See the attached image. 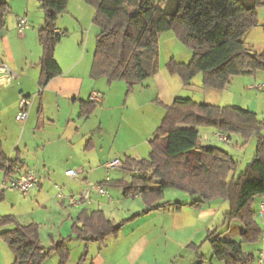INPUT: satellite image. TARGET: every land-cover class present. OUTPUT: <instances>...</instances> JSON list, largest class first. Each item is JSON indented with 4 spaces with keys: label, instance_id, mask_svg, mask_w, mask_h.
Returning <instances> with one entry per match:
<instances>
[{
    "label": "trees",
    "instance_id": "1",
    "mask_svg": "<svg viewBox=\"0 0 264 264\" xmlns=\"http://www.w3.org/2000/svg\"><path fill=\"white\" fill-rule=\"evenodd\" d=\"M37 1L44 12L43 26L37 31L41 47L38 86L42 89L60 73L54 51L62 35L56 32V23L66 10L68 0ZM84 1L94 8L92 22L99 29L90 75L107 82L123 81L127 93L156 72L159 36L168 31L193 51L188 63L174 59L166 63L167 71L184 85L201 74L203 87L223 90L234 76L264 71V48L252 51L244 41L245 34L258 22L256 9L264 5V0ZM8 9L7 3L0 0V33L5 27ZM89 103L81 108L83 116L97 105ZM263 124L248 109L176 98L167 107L149 141L148 158L124 156L121 167L130 175L129 179H109L100 184L120 188L125 197H141L146 206L143 213L169 205L161 202L163 190L167 188L193 196L189 205L196 210L216 199L226 201L224 229L207 231L205 240L210 244L213 257L224 264H249L253 255L245 253L242 245L257 242L262 235L253 204L256 197L264 201V138L259 136ZM203 126L238 135L243 143L257 136L253 159L236 180L227 178L237 162L223 149L201 143L199 127ZM14 166L15 161H10L3 153L0 139L3 178L15 174ZM3 192L0 191V199ZM173 205L175 209L182 206ZM125 221L115 224L101 210L87 212L84 209L71 225V236L86 243L102 242L107 237H117ZM234 236L238 239H232ZM0 240L13 255L10 264H42L51 251L59 254V264H66L69 258L65 239L53 242L45 251L39 225L20 224L13 215L0 216ZM188 247L197 257L193 264H204L199 247L195 244Z\"/></svg>",
    "mask_w": 264,
    "mask_h": 264
},
{
    "label": "crops",
    "instance_id": "2",
    "mask_svg": "<svg viewBox=\"0 0 264 264\" xmlns=\"http://www.w3.org/2000/svg\"><path fill=\"white\" fill-rule=\"evenodd\" d=\"M31 4L23 3L19 14L13 19H8L7 25L0 33V65H6L14 74L10 84L0 85V139L5 156L10 161H15L14 175L32 168L39 177V182L25 194L14 190L4 191L1 199L12 207V211L3 215H13L20 224L21 219L25 220L24 224L37 223L41 242L44 237L51 246L53 242L63 238L67 245L68 240L75 238L71 236V225L75 218L84 209L87 212L98 210L97 202L102 203L100 210L113 221L106 215H112L113 199L108 202L106 197L93 194L91 201L72 207L64 198L56 196L54 185L61 188L65 197L69 193H78L90 188L92 184H100L106 178L112 180L109 174L114 169H119L123 174L120 178L124 177V174L129 175L121 166L107 169L104 163L115 158L122 161L124 156L146 159L143 156L147 154L149 141L161 123L167 107L182 96L181 84L176 75L167 71L166 62L163 61L159 62L152 76L135 85L129 93L123 81L93 79L90 75L93 54L89 53L88 48L92 28H84L88 22H92L94 8L84 0H68L66 10L56 23V32L62 35L54 51L60 73L40 89L38 76L41 47L37 31L43 25V19L41 16L33 18L31 14L35 5ZM22 17L26 19V26L19 32L17 24ZM68 30L71 31L69 37ZM162 35L167 41H171L170 35L173 34L162 33L159 36V46ZM172 59L176 60L174 57ZM257 73L249 75V79L256 78ZM93 92L100 96V101L91 113L83 116L81 108L85 104L90 105L89 98ZM21 96L31 97L32 103L26 120L18 123L15 115ZM203 134L204 141L201 137L200 141L207 145V132ZM212 135L216 138L215 132H212ZM229 136L227 135L226 142L231 141ZM234 140L237 145V136ZM79 168L82 173L78 176L64 175L67 169ZM2 180L3 172L0 170V183ZM122 195L125 197L123 192ZM191 197L192 202L194 197ZM261 200L258 211H254L255 219L257 220V214L261 218L262 235L257 242L249 243L251 246L247 250H244L242 245L245 253L253 255L249 264H264V206L261 208L264 201L262 198ZM167 204L169 205L165 208L143 213L145 207L141 211L130 213L132 215H127L128 217L125 216L126 221L122 224L120 232L130 223L133 226L130 230V241L126 242L122 255L124 260L129 259L132 263L140 260L154 238L150 237L152 232L140 229V220L150 217L156 211H169L168 208H172L173 203L168 201ZM227 210L228 203L221 199L208 202L199 210L191 207L189 203L180 209H171L176 228L184 229V221L181 218L184 213L191 218L193 225L202 224L206 233L214 230L220 232L215 220H218L220 214L223 219ZM126 211L129 212V209ZM223 221L220 226L224 228ZM42 228L45 229L43 233ZM119 235L111 238L117 239ZM189 244L193 243H188L187 246ZM6 257L9 260L6 264H10L11 258ZM101 261L100 259L98 262Z\"/></svg>",
    "mask_w": 264,
    "mask_h": 264
},
{
    "label": "rangeland",
    "instance_id": "3",
    "mask_svg": "<svg viewBox=\"0 0 264 264\" xmlns=\"http://www.w3.org/2000/svg\"><path fill=\"white\" fill-rule=\"evenodd\" d=\"M4 1L9 7L8 12L5 15V26L7 25L8 19H13L19 14V10L22 8L23 3L26 2H31L35 5L34 11L32 14L30 13L33 18L41 16L44 23V12L39 8L37 0ZM156 1L160 2L163 0ZM38 12L40 13L38 14ZM65 18L67 19V17ZM88 23L89 24L86 25L84 29H88V26L92 28L89 35L90 42L88 48L90 49L89 53L92 52L91 54H93L96 36L99 34V29L95 23ZM69 25L71 27V23ZM70 32L71 31L68 30L67 37H69ZM170 36H172L171 41H167L164 35L161 37L160 46L158 45V64L160 61L167 63L173 57L177 62L180 61L188 63L192 58L193 51L189 47L179 43L173 35ZM244 41L245 45L252 51L259 52L264 48V6L258 8V23L245 34ZM257 74L256 78L252 79H249V75L234 76L223 90H214L203 87L201 74H197L187 85H184L179 79L181 84L180 91L182 95L180 97L189 98L196 103H206L217 106L230 105L242 109H248L256 114L259 121L264 122V71H258ZM149 94L150 93H148V95ZM34 96L35 95H31V97ZM19 122L20 121H18V123ZM204 132H207L206 135L208 136L207 145L223 149L237 162L236 168L228 175L227 178L228 181L232 179L236 180L238 175L253 159L257 136H254L246 143H243V140L238 135L227 134L230 135L229 137H231V141L224 142L219 141L212 135V132H216L214 128L203 126L199 127V136L201 135L200 137L202 141H204ZM236 136L237 145L234 140V137ZM259 136L264 138V124L260 128ZM148 152L149 146L147 148V154H144L145 156L143 157L147 158ZM109 175L112 180L119 179L120 175L123 176L119 169H114ZM124 177L129 179L130 175L124 174ZM95 185L96 184H92L91 188ZM153 187L155 188V186ZM106 190L113 199V203H111V209L113 211L112 215L108 213L106 215H109L115 224L124 221L125 218L128 217L127 215H132L130 213L141 211L146 207L142 198L139 196L129 198L124 197L122 195V191L113 186L106 187ZM7 191L8 190L5 192ZM191 198L192 197L186 192L174 188H167L163 190L161 202L169 201L171 204L180 203L183 207H185V204L188 205V203L191 202ZM261 201L260 197L255 198V202L253 204L255 211H258ZM172 208H174V205ZM172 208H168L170 209L169 211H156L153 215H150V217H145L140 220V229L148 233L152 232L150 237L154 238L151 239L147 249L144 251L139 261L132 263L129 259L124 260V258H122L126 248V242L130 241V230L133 226L130 223V225L125 226L121 230L117 239L108 237L102 242H89L87 244L85 241L78 240L76 238L68 240L67 246L69 248V258L66 264H193L197 260V257L193 250L187 246L188 243H193L199 247L198 253L203 256L204 264H224L222 261L213 257L210 244L207 240H205L206 228L202 227L203 225L200 223H194L193 225V223H191V218L184 213L181 217L184 221L182 227L184 229L178 227L176 228L175 222L172 220V216H174L171 211ZM11 209L12 207L9 204L3 203L2 199L0 200V215L10 213V211H12ZM127 209H129V212L126 211ZM256 218L259 224L262 225L261 218L258 214L256 215ZM20 221L21 224L26 223L25 220L21 219ZM222 221L223 219L220 214V216L218 215V220L217 218L215 220L219 231L224 229L220 226ZM212 228L213 226L210 227V229ZM44 231L45 229L42 228V233ZM232 239L236 240L238 239V236H234ZM41 243L45 251L49 249L50 242L45 240L44 237L42 238ZM250 246L251 244H243V249L247 250ZM5 255L9 256L11 261L13 260L12 253L0 240V264H6V261H9ZM100 259L102 261L98 262ZM59 263L60 256L54 251H51L42 262V264Z\"/></svg>",
    "mask_w": 264,
    "mask_h": 264
},
{
    "label": "built area",
    "instance_id": "4",
    "mask_svg": "<svg viewBox=\"0 0 264 264\" xmlns=\"http://www.w3.org/2000/svg\"><path fill=\"white\" fill-rule=\"evenodd\" d=\"M26 26V19L24 17L20 18L17 24L18 31H22V29ZM14 74L6 65H0V85H8L13 80ZM90 102L98 103L100 101V96L93 92L89 98ZM32 103L31 97L21 96L18 102L17 113L15 115V119L17 121L23 122L26 120L29 109ZM215 136L218 140L226 142L228 140L227 134H223L219 131L215 132ZM105 168H118L121 166V161L118 158L110 160L104 163ZM16 168H13L15 170ZM82 173V170L79 169H67L64 171V175L68 177H75ZM108 180V178H106ZM39 182V177L36 172L29 168L23 173L7 176L3 178L0 184V191H17L22 194L27 193L32 187H34ZM56 188V196L60 199L64 198L66 203L72 207H78L82 203L86 201H91V197L93 194H98L106 197L108 202L112 201L111 196L107 192L106 188L102 184H97L93 188H87L78 193H69L64 197L61 188L58 185H54ZM264 204L261 203V208H263ZM102 207L101 202H97V208L100 210Z\"/></svg>",
    "mask_w": 264,
    "mask_h": 264
},
{
    "label": "water",
    "instance_id": "5",
    "mask_svg": "<svg viewBox=\"0 0 264 264\" xmlns=\"http://www.w3.org/2000/svg\"><path fill=\"white\" fill-rule=\"evenodd\" d=\"M156 182L159 183L160 182V179H157Z\"/></svg>",
    "mask_w": 264,
    "mask_h": 264
}]
</instances>
